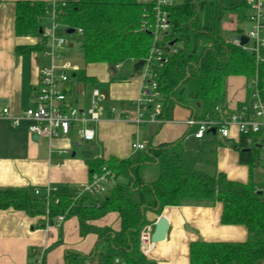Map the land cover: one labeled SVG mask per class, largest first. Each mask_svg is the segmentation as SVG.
Wrapping results in <instances>:
<instances>
[{
    "label": "crops",
    "instance_id": "obj_1",
    "mask_svg": "<svg viewBox=\"0 0 264 264\" xmlns=\"http://www.w3.org/2000/svg\"><path fill=\"white\" fill-rule=\"evenodd\" d=\"M18 1L21 0H0V189L34 192L35 188L43 190L51 186L56 193L70 192L92 179L90 166L97 159L122 160L137 156L143 151L133 148L132 144L137 141L146 146L179 142L177 150L189 170L208 175L224 173L228 179L241 183L252 179L257 188L264 191V162L260 161L253 169L241 162L240 152L234 146L241 138L236 128L232 129L229 138L212 131L196 138L197 125L187 123L194 118L192 110L181 105H176L169 117L150 121L149 112L139 103L144 79L142 75H131L133 60L120 62L122 66L117 68L105 62L80 65L66 59L77 66L65 83L75 105L89 108L93 88H98L104 96L101 120L92 125L95 132L92 140L80 141L75 132L57 138L36 137L30 134L27 122L13 126L2 116L3 108L8 107L11 114L18 115L34 106L40 69L49 62L45 48H33L42 42V36L17 33ZM28 1L63 3L78 0ZM168 1L180 3L182 0ZM250 11L248 6L247 12ZM44 22L48 27L47 16ZM41 28L47 29L43 23ZM242 32L243 28H237L236 34ZM39 33L43 32L39 30ZM57 33L61 35L59 27ZM247 84L245 75L227 78L229 113L250 102ZM112 108H115L114 112ZM140 117L142 119L138 121ZM188 142L195 143L190 151L186 149ZM263 153L259 150V157ZM159 172L157 161L141 165L138 170L143 183L155 181ZM128 180L123 175L115 177L105 185L102 194L92 196L88 201L97 204L114 186L126 185ZM222 212V203L212 199H189L179 205H167L160 214L147 209V222L143 228L151 226L153 233L158 218L164 215L169 221V229L163 241L151 242L145 250L140 242V251L154 264H192L190 246L194 241H246L249 237L247 227L224 224ZM89 223L101 229L121 230L118 211H110ZM111 246L106 236L100 237L94 231L82 233L76 215L66 217L60 224L54 221L47 226L45 215H32L14 208L0 209V264H112L108 260ZM113 264H121V260ZM259 264H264V259Z\"/></svg>",
    "mask_w": 264,
    "mask_h": 264
},
{
    "label": "trees",
    "instance_id": "obj_2",
    "mask_svg": "<svg viewBox=\"0 0 264 264\" xmlns=\"http://www.w3.org/2000/svg\"><path fill=\"white\" fill-rule=\"evenodd\" d=\"M60 4L58 22L65 29H82L83 54L86 63H108L145 60L153 46L161 47L167 61L157 66L161 117H169L176 105L192 110L198 119H221L228 115L227 78L245 75L258 76L264 96V61L252 52L226 41L222 22L229 13L248 8L249 0H182L169 3L171 29L156 35V0H78ZM50 4L42 1L17 2L16 31L18 34L39 33L46 20ZM241 31L240 29L238 32ZM43 40L45 38L43 37ZM176 40L173 47H169ZM180 45L177 52L173 48ZM33 48L43 49L40 44ZM178 143L146 146L137 156L128 159H97L90 166V176L102 174L103 166L115 177H128L126 185H116L98 203L77 188L66 193L54 192L47 197L29 189H0V209L14 208L32 215H45L51 221L58 214L76 215L82 233L94 231L106 236L111 243L108 260L121 264H154L140 251V232L145 225V212L161 213L167 205H179L189 199H212L223 205L224 224H243L249 237L243 242L194 241L190 246L192 264H259L264 259V191L251 179L241 183L228 179L226 174L208 175L189 170ZM234 146L240 160L253 169L261 161L259 148L251 147L241 136ZM160 164L158 178L143 183L138 170L141 165ZM37 195V197L35 196ZM58 198V201H56ZM110 211L121 216V230L101 229L90 224Z\"/></svg>",
    "mask_w": 264,
    "mask_h": 264
},
{
    "label": "built area",
    "instance_id": "obj_3",
    "mask_svg": "<svg viewBox=\"0 0 264 264\" xmlns=\"http://www.w3.org/2000/svg\"><path fill=\"white\" fill-rule=\"evenodd\" d=\"M147 2L149 0H143ZM168 0H156L155 6V40H160L161 34L171 29V22L168 11L164 8L169 4ZM50 9L47 12L48 27L43 31V37L40 43L45 48V57L48 58V64L40 69V79L35 88V105L24 109L20 114L13 115L8 107L3 108L2 116L10 120L13 126H20L23 122H27L28 130L31 135L40 137L48 136L57 138L60 136L70 135L75 132L80 141L92 140L95 136L93 124L101 120L102 117V101L104 96L98 88H93L91 93V103L89 108L83 109L74 104L70 98L68 91L65 89V83L70 80L71 72L77 69V66L66 60L60 51L67 44V40L58 35L57 29L60 25L58 15L60 13V3L52 1L49 3ZM250 13L247 19L251 23V27L242 33H238L232 38L226 40L228 43L242 48L247 52L255 54L257 60L264 61L260 56L262 48H264V0H249ZM81 33L82 29H78ZM241 36H246L248 42L242 44ZM174 45H169L173 47ZM180 45L173 48L174 52L179 50ZM60 61V63L58 62ZM167 57L164 55L161 47L153 46L149 56L145 59L142 70V77L145 85L139 103L144 105V109L149 112V120L155 121L161 117L162 102L159 100V90L157 81V66L161 67ZM122 63H118L116 67H121ZM248 89L250 90L251 100L242 104L238 111L224 115L221 119L215 118H190L188 125H197L195 132L196 138H202L207 132L215 129L221 137L229 138L232 129L236 128L240 136L245 137L248 148L258 147L264 152V96L263 89L260 87L258 76L248 79ZM115 111V108H112ZM163 118V117H161ZM141 117L138 121H141ZM134 149H144L145 144L134 142ZM260 160L264 162V153L260 155ZM115 178L113 171L103 166L102 174H94L92 179L77 188V195L85 194L99 195L105 190V185ZM46 195L47 209L49 197L55 192L51 186H46L43 190L34 189V193ZM58 201V198H56ZM46 224L57 222L60 224L66 218L65 214H58L51 221L49 210L45 214ZM151 226H145L140 234L141 248L145 250L152 240ZM117 263L120 262L116 258ZM88 264V263H87Z\"/></svg>",
    "mask_w": 264,
    "mask_h": 264
},
{
    "label": "rangeland",
    "instance_id": "obj_4",
    "mask_svg": "<svg viewBox=\"0 0 264 264\" xmlns=\"http://www.w3.org/2000/svg\"><path fill=\"white\" fill-rule=\"evenodd\" d=\"M248 13V14H247ZM246 15H249L247 12V8H242L241 14L239 16V12L229 13L227 17L222 22V31L227 38H232L235 36L237 28H243L244 31H247L251 27L250 21L247 19ZM45 28H47L46 23L43 22ZM61 36H63L67 40V44L60 49L65 59H70L80 65L84 64V54H83V35L79 32H74L68 34L65 32V28L63 26H59ZM72 45V47H70ZM264 48H262L260 52V56L263 57ZM207 134V133H206ZM186 149L190 151L195 143L188 142ZM96 196V195H92ZM92 198V197H89ZM94 198V197H93Z\"/></svg>",
    "mask_w": 264,
    "mask_h": 264
},
{
    "label": "water",
    "instance_id": "obj_5",
    "mask_svg": "<svg viewBox=\"0 0 264 264\" xmlns=\"http://www.w3.org/2000/svg\"><path fill=\"white\" fill-rule=\"evenodd\" d=\"M40 32H43V29H40ZM74 28L67 29V33L71 34L74 33ZM242 44H245L248 42V38L246 36H241ZM176 43V40L172 41L170 45H174ZM145 64V60H139L134 63L133 70L131 72V75L134 76H140L142 74L143 66ZM212 132H215V129H212ZM169 229V221L164 216L161 215L155 225L154 232L152 233L151 240L153 243L163 241L168 233Z\"/></svg>",
    "mask_w": 264,
    "mask_h": 264
}]
</instances>
